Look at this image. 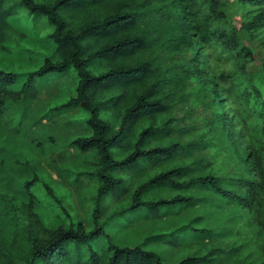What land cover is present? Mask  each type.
Wrapping results in <instances>:
<instances>
[{"label":"trees","instance_id":"obj_1","mask_svg":"<svg viewBox=\"0 0 264 264\" xmlns=\"http://www.w3.org/2000/svg\"><path fill=\"white\" fill-rule=\"evenodd\" d=\"M238 1L260 7L251 18L244 15L240 26L229 22L221 0H17L12 4L0 0V43L14 39L10 19L24 8L45 19L51 27L48 37L56 45L36 71H0V117L7 101L19 97L11 90L14 83L21 84L20 92L35 99L38 77L69 70L78 79L74 95L50 112L81 109L89 114L85 123L89 134L64 145L60 154L64 167L59 176L78 196L92 185L93 227L86 230L78 223L57 227L44 239L35 237L30 240L26 264H166L161 253L145 248L149 240L134 246L113 240L102 249L97 245L108 239L111 222L131 221L127 218L143 210L160 218L164 209L193 202L194 190L209 188L244 207L258 206L264 194V147L251 148L249 157H243L226 132L232 124L227 114L215 112L212 124L219 140L232 147L234 162L229 169L223 166L196 176L198 167L187 163L186 156L196 147L206 153L213 144L206 140L182 142L183 127L170 115L185 96L179 71L192 74L200 42L212 39L235 59L237 69L247 74V58L254 55L246 39L264 26V0ZM195 7L203 11V21L193 18ZM154 28L161 37L150 36ZM172 46L183 54L188 48L190 58L183 55L181 64L166 65V48L177 50ZM219 79L225 83L222 74ZM220 87L215 80L207 81L211 102L217 107ZM245 95L256 97L257 125L264 135V92L259 82L253 81ZM217 155L209 158L208 165L216 166ZM233 246L235 257L245 254L237 264H264V241L259 237ZM0 258L15 264L1 249ZM222 258H227L226 251L218 248L198 251L177 264H219Z\"/></svg>","mask_w":264,"mask_h":264},{"label":"rangeland","instance_id":"obj_2","mask_svg":"<svg viewBox=\"0 0 264 264\" xmlns=\"http://www.w3.org/2000/svg\"><path fill=\"white\" fill-rule=\"evenodd\" d=\"M16 1L9 0V4ZM221 1L229 22L237 26L241 25L244 15L251 18L260 11V7L241 4L238 0ZM192 11L195 12L193 18L205 19L199 8ZM10 21L15 31L14 39L0 43V71L27 73L38 70L56 47L48 37L51 27L45 19L36 18L24 8ZM150 36L161 37V34L154 28ZM246 43L254 58H247L245 75L237 69L235 59L212 39L200 42L199 60L190 70L192 74L179 71L185 96L175 104L170 115L183 127H179L183 135L180 139L196 144L206 140L213 144L206 153H200L196 147L186 156L187 163L194 162L198 167L196 176L223 166L229 169L234 162L232 147L219 140L212 124L215 112L227 114L232 124L226 132L243 157H249L251 148L264 147V135L257 125L259 104L255 103L256 97L248 99L245 95L253 81L259 82L264 92V26L254 30ZM172 47L177 50L166 48V65L181 64L183 55L190 58L188 48L183 54L178 53L179 47ZM221 74L225 83L219 79ZM21 80L23 82V78ZM208 80H215L221 86L218 107L211 102L212 96L206 88ZM77 84L73 70L64 74L51 72L36 79L39 94L32 99L20 92L21 84L14 83L11 90L19 97L7 101L0 117V249L15 264L27 263L30 240L35 237L44 239L57 227L78 223L86 230L93 227L92 185L85 187L78 196L59 176L64 167L60 161L64 145L89 134L85 126L89 114L81 109H68L62 114L50 112L74 95ZM215 153L218 154L214 160L217 164L213 167L208 164ZM191 194L195 197L193 202L164 209L160 218L154 219L143 210L127 218H132L131 221L125 218L121 224L120 221L111 222L107 226L108 239L101 240L97 247L102 249L109 240L129 246L149 240L145 248L161 253L166 264H177L198 251L206 253L223 248L227 258H222L219 264H237L238 258L244 259L245 254L235 257L234 244L252 242L256 237L264 241V194L258 206L248 207L223 198L209 188L194 190ZM178 234L181 235L180 245L176 244ZM0 264L6 263L0 258Z\"/></svg>","mask_w":264,"mask_h":264}]
</instances>
